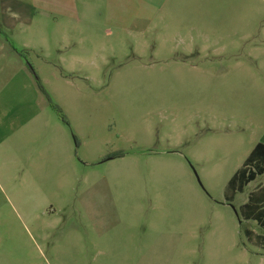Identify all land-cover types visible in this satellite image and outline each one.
I'll list each match as a JSON object with an SVG mask.
<instances>
[{"label": "rangeland", "instance_id": "obj_1", "mask_svg": "<svg viewBox=\"0 0 264 264\" xmlns=\"http://www.w3.org/2000/svg\"><path fill=\"white\" fill-rule=\"evenodd\" d=\"M258 142L264 0H0V264H264Z\"/></svg>", "mask_w": 264, "mask_h": 264}, {"label": "trees", "instance_id": "obj_2", "mask_svg": "<svg viewBox=\"0 0 264 264\" xmlns=\"http://www.w3.org/2000/svg\"><path fill=\"white\" fill-rule=\"evenodd\" d=\"M57 111L60 119L67 124V120L55 105H52ZM117 156V155H116ZM264 172V144L258 142L250 151L248 156L230 177L227 183L228 196L226 199H232L239 192L241 193L247 183L254 180L257 175ZM240 214L246 220H254L257 225L264 228V187H260L255 192H250L244 204L239 206Z\"/></svg>", "mask_w": 264, "mask_h": 264}, {"label": "crops", "instance_id": "obj_3", "mask_svg": "<svg viewBox=\"0 0 264 264\" xmlns=\"http://www.w3.org/2000/svg\"><path fill=\"white\" fill-rule=\"evenodd\" d=\"M249 183H247L245 186H247ZM246 200L240 203V205L244 204ZM97 234L100 238L102 237L104 241L108 242L106 243V245L109 246L108 248L127 252V258H129V264H153L150 255H148L147 253L153 250L159 251L166 249V246L162 243L155 245H151L148 242L145 243L146 236L143 235L142 237L137 238L133 233H130L128 231L122 233L120 232L116 233L112 231L103 230V232ZM154 264H166V263L160 261L159 263H154Z\"/></svg>", "mask_w": 264, "mask_h": 264}]
</instances>
